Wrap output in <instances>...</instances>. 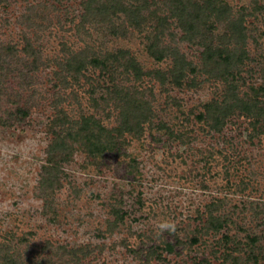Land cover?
<instances>
[{"label": "rangeland", "instance_id": "obj_1", "mask_svg": "<svg viewBox=\"0 0 264 264\" xmlns=\"http://www.w3.org/2000/svg\"><path fill=\"white\" fill-rule=\"evenodd\" d=\"M85 1L0 3V45L15 46L23 61L12 64L0 51V64L14 70L6 84L32 96L24 118L0 99V119L10 121L0 122V264L4 255L19 264H60L71 259L65 249L77 247L91 250L77 264H264V0H219L229 7L226 18L211 15L192 41L160 0L141 10L140 29L123 14L85 21ZM164 17L160 45L189 63L184 84L123 80L150 109L140 133L100 155L73 142L70 155H49L65 116L117 128L121 115L104 101V87L93 93L85 78L63 88L58 63L84 49L126 50L144 71L169 72L170 56L148 52ZM28 43L41 59L34 72L24 66L32 61L23 52ZM206 50L212 59L203 58ZM222 52L227 61L217 57ZM21 65L28 84L16 72ZM226 97L232 108L220 120ZM210 103L214 116L204 113ZM162 220L174 221L175 233L160 235Z\"/></svg>", "mask_w": 264, "mask_h": 264}, {"label": "trees", "instance_id": "obj_2", "mask_svg": "<svg viewBox=\"0 0 264 264\" xmlns=\"http://www.w3.org/2000/svg\"><path fill=\"white\" fill-rule=\"evenodd\" d=\"M163 7L167 9L170 18L175 20L177 26L182 31V38L188 41H192L198 38L199 28L203 26L212 16L217 17V20H224L225 15L229 11V7L225 3H220L219 0H160ZM6 0H0V3H5ZM154 0H133V2H126L125 0H87L84 3L83 17L85 21L89 18H93L99 15L101 21H110L112 17H117L119 14H123L126 19L133 24L136 28L143 27V18L141 16L142 9H148L152 6ZM167 23V18L160 19L155 33H153L152 39H149L148 52L151 56L161 58L170 56L173 65L169 72L162 70H149L144 71L134 59H132L126 50H118L116 52H106L104 54L95 55L90 49L80 50L78 52L68 55L58 63V70L56 71V80L63 88H67L71 81H78L80 77L85 78L86 83L92 88L94 93L95 88L104 87L103 93L104 101L111 103L115 109L121 113L120 123L117 128H108L98 123L93 117H81L79 120H66L63 125L65 126L63 133L57 135L54 142L48 146L47 153L49 155H55L59 150L64 151L66 155H70L73 152V146L71 142L79 144L85 152L90 156L100 155L110 151L118 141L124 138L125 134L140 133L142 125L149 120L150 109L146 107L145 102L138 100L140 95L136 86H127L122 81L134 79V81H143L144 78L149 80H157L161 84L170 79L175 86L181 87L184 84V72L189 67V63L186 62L184 55L178 51L177 48L170 49L168 45H160V36L163 34V27ZM114 32V29H111ZM153 30V31H154ZM239 35L242 36L243 32L239 29ZM0 51L12 64H16L21 61L18 55V50L12 45H0ZM28 57L32 58V61L24 66L28 72H34L37 70V65L40 64L41 59L37 52H35L30 44H27L26 49L23 51ZM220 53L217 57L224 61H227L228 55L223 57ZM207 60L212 59L213 56L209 55L208 50L203 52V58ZM204 61V59H203ZM21 64V63H20ZM22 66V65H21ZM188 66V67H187ZM217 66V65H216ZM92 70L98 72L102 79L107 81L102 82V86L99 81H95L93 78H88L87 72ZM21 69H17L16 72L21 74ZM14 70H8L2 64H0V99L6 98L9 103L17 106L16 113L20 117H27L29 109L32 104V96L30 98L20 97L18 92H10V88L6 84L9 78L8 73L12 74ZM23 84H28L30 80L29 73L23 72L22 75ZM94 82V83H92ZM21 98V99H20ZM229 99L226 97L225 102L222 104V118L227 117L229 108L227 105ZM212 103V102H211ZM208 104L205 106V112L207 116H214L217 109L214 104ZM16 114V115H17ZM216 121H220L218 117H213ZM2 124H9L10 121H2ZM70 141V144L67 143ZM54 167L51 168V176H53ZM46 174H49V170H46ZM58 173H55L57 175ZM44 180V178H43ZM52 183V182H51ZM53 185H48L51 188ZM195 242V239L192 240ZM65 249V248H64ZM0 246V252L2 251ZM66 252V253H65ZM64 254L68 255L71 259L66 262L62 261L60 264H77L81 261V258H86L91 253L88 247H77L69 250L65 249ZM8 250L7 253L8 254ZM4 264H19V262L13 258V256L4 255ZM48 264H55L50 261Z\"/></svg>", "mask_w": 264, "mask_h": 264}, {"label": "clouds", "instance_id": "obj_3", "mask_svg": "<svg viewBox=\"0 0 264 264\" xmlns=\"http://www.w3.org/2000/svg\"><path fill=\"white\" fill-rule=\"evenodd\" d=\"M156 228L160 235H163L164 232L175 233L176 224L174 221L162 220L156 224Z\"/></svg>", "mask_w": 264, "mask_h": 264}]
</instances>
